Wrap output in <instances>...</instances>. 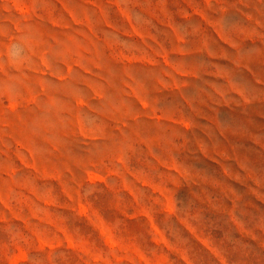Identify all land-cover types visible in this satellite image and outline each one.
Here are the masks:
<instances>
[{
    "label": "rangeland",
    "instance_id": "obj_1",
    "mask_svg": "<svg viewBox=\"0 0 264 264\" xmlns=\"http://www.w3.org/2000/svg\"><path fill=\"white\" fill-rule=\"evenodd\" d=\"M0 264H264V0H0Z\"/></svg>",
    "mask_w": 264,
    "mask_h": 264
}]
</instances>
